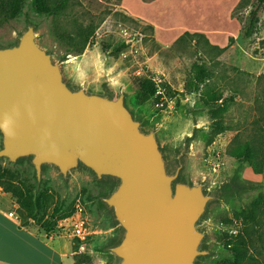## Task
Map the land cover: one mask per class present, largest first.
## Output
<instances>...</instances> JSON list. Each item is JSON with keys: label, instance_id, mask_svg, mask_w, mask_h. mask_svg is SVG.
<instances>
[{"label": "rangeland", "instance_id": "1", "mask_svg": "<svg viewBox=\"0 0 264 264\" xmlns=\"http://www.w3.org/2000/svg\"><path fill=\"white\" fill-rule=\"evenodd\" d=\"M73 1L74 6L59 23L76 20L83 26L95 27L92 42L81 52L58 41L52 19L38 14L30 2L16 18L0 22V47L15 45L31 25L38 45L61 63L71 89L82 88L89 94L110 97L124 95L125 106L140 122L141 130L155 133L167 173L172 175L180 165L177 181L199 184L205 194L215 197L198 223V229L204 234L200 249L209 254L199 257L196 264L232 261L231 253L224 247L225 235L230 237L243 232L239 216L249 212L258 200L256 217L262 224L252 232L251 253L264 264V171L255 174L245 161L232 160L227 154L235 137L244 142L264 135V6L257 14L255 28L246 37L249 12L255 0H248L242 7H237L240 0ZM123 15L128 18L123 19ZM119 26L128 34L136 35L137 40L134 48L123 51L126 57L120 53L114 58L110 52L122 40ZM184 32L201 33L210 45L223 49L215 56V50L202 47L203 39L195 40L210 74L207 85L221 93L227 108L220 119L228 129L214 137L210 144L207 140L213 120L209 108L202 102L205 86L197 92L186 90L195 58V42L169 49ZM133 76L160 80L163 95L138 104L129 89ZM160 98L163 106L157 107ZM218 105L220 101L213 108ZM260 128L263 132H259ZM0 166L7 168L16 181L33 190L50 193L54 204L73 206V215L57 221L49 234L34 223L29 225L47 238H55L39 237L46 248L54 253L71 251L64 244L70 242L72 247L76 240L71 236V228L67 229L66 236L64 229L80 219L85 234L83 240L77 238L82 241L78 251L81 264L114 263V256L106 249L117 241L120 233L112 212L101 199L115 189V181L98 180L82 166L63 178L55 168L45 166L37 182L29 158L19 163L0 158ZM250 226L255 224L250 223ZM61 236L66 239L56 238ZM70 257L73 260L72 252ZM63 264H67V259Z\"/></svg>", "mask_w": 264, "mask_h": 264}, {"label": "water", "instance_id": "2", "mask_svg": "<svg viewBox=\"0 0 264 264\" xmlns=\"http://www.w3.org/2000/svg\"><path fill=\"white\" fill-rule=\"evenodd\" d=\"M0 158H29L37 182L51 166L66 178L82 166L113 180L102 203L119 229L106 249L113 264H196L209 254L198 223L215 199L170 175L154 132H144L124 95L89 94L68 84L63 67L29 25L0 47Z\"/></svg>", "mask_w": 264, "mask_h": 264}, {"label": "trees", "instance_id": "3", "mask_svg": "<svg viewBox=\"0 0 264 264\" xmlns=\"http://www.w3.org/2000/svg\"><path fill=\"white\" fill-rule=\"evenodd\" d=\"M247 1L248 0H240L237 7L247 5ZM27 2H30L31 6L38 14L52 19L54 22V35L56 39L65 43V45L70 46L71 48H69L73 51L79 53L92 42L95 33V27L92 24L83 26L76 22V20L63 21V25L59 23V20H61L67 14L68 10L74 6L73 0H0V22L16 18L22 12V9ZM263 6L264 0H255L253 3V8L249 12V23L245 30L246 37H248L255 28L257 14ZM122 18L126 19L128 17L123 15ZM147 27L149 30L153 29L152 26ZM198 38L204 40L202 47L215 50V56L220 55L223 52V49L210 45L205 36L198 32H184L174 41L169 49L174 50L181 45L192 44V41L195 42L193 44L195 58L191 65L188 81L186 82V90L188 93L197 92L201 87L205 86V91L203 92L205 98L202 99V102L209 108V115L213 120L207 140V144H210L214 137L228 129L220 119L227 108L226 104H224L221 93L212 91L207 85L210 80V74L206 68L205 60L201 51L198 50V45L195 41ZM126 49L127 46L124 43L119 42L110 54L116 58ZM129 89L130 94L134 95L138 104H143L151 98L157 100V97H155V84L151 79L145 76H133L131 78ZM262 98L264 99V89L262 90ZM219 101L221 105L213 108ZM261 131L263 132V128L259 129V132ZM263 137L264 135L259 134L258 136H254L244 142H240L238 138L235 137L233 145H231L227 154L232 160L245 161L255 174H262L264 171ZM17 162H21V159ZM43 169L44 168H42V170ZM15 179L14 175L7 168L0 166V188L3 192L8 193L12 199H14L15 204L17 205L15 212L18 216L21 227L34 223L44 230L46 234H49L53 230L57 221L69 218L73 215V206H64L62 203L54 204L53 196L50 193L33 190L32 187H28ZM113 186L115 185L113 184ZM258 205L259 201L256 200L252 204L249 212L239 216L244 225L243 232L240 231L235 236L230 237L225 235L226 240L224 241V247L229 250L232 256V261L228 264H261L251 253V250L254 248L251 240V237L253 236L252 232H254V230L257 231L256 228L262 224L256 217ZM228 223H230V220H228ZM250 223H254L255 226L251 227ZM74 239L76 242H74L71 247L73 262L74 264H81L82 258H80L78 251L82 241L77 238Z\"/></svg>", "mask_w": 264, "mask_h": 264}, {"label": "crops", "instance_id": "4", "mask_svg": "<svg viewBox=\"0 0 264 264\" xmlns=\"http://www.w3.org/2000/svg\"><path fill=\"white\" fill-rule=\"evenodd\" d=\"M12 201V197L0 188V264H63L64 259H67V264H74L70 257L71 251L51 252L39 239L41 236L47 238L46 234L30 228L29 225L21 227L20 221L7 218V212H15L17 208L16 204H11ZM56 238L66 239L62 236ZM64 245L71 249L70 242Z\"/></svg>", "mask_w": 264, "mask_h": 264}, {"label": "built area", "instance_id": "5", "mask_svg": "<svg viewBox=\"0 0 264 264\" xmlns=\"http://www.w3.org/2000/svg\"><path fill=\"white\" fill-rule=\"evenodd\" d=\"M119 32H120V36H121V42L124 43L127 46V49L130 48H134L137 37L136 35L132 36L131 34H128V32L119 26ZM122 57H126V54L124 52L121 53ZM154 84H155V95H159L162 96L163 95V89L162 87L159 85L160 84V80H155V79H151ZM162 98H160V102L156 103L157 107H162L163 103L161 102ZM216 167L218 168L219 165H216ZM80 210H78L79 212ZM80 213V212H79ZM7 218L13 220V221H19L17 214L14 211H9L7 212ZM83 222L82 220L79 219V221H77L76 223H73L71 226L69 227H65L64 229V234L65 236L67 235V229L71 228V236L74 238H79L81 240L84 239L85 234L83 232V228H82ZM51 233V232H50ZM51 238V237H50Z\"/></svg>", "mask_w": 264, "mask_h": 264}, {"label": "bare ground", "instance_id": "6", "mask_svg": "<svg viewBox=\"0 0 264 264\" xmlns=\"http://www.w3.org/2000/svg\"><path fill=\"white\" fill-rule=\"evenodd\" d=\"M201 1V0H200Z\"/></svg>", "mask_w": 264, "mask_h": 264}]
</instances>
